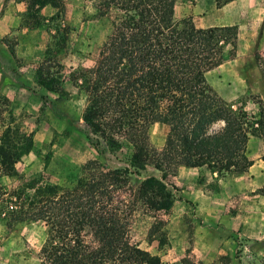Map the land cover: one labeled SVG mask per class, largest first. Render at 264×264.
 <instances>
[{
    "label": "trees",
    "instance_id": "16d2710c",
    "mask_svg": "<svg viewBox=\"0 0 264 264\" xmlns=\"http://www.w3.org/2000/svg\"><path fill=\"white\" fill-rule=\"evenodd\" d=\"M14 1L25 5L27 26L40 24L44 7H63V0ZM177 1L99 0L100 16L115 15L94 64L70 68L67 76L58 63L56 72L45 61L36 68L34 81L47 91L62 94L67 80L85 94L81 120L93 145L103 142L116 151L125 144L132 151L127 167L108 169L88 160L68 186L31 178L12 191L0 190V217L7 225L35 221L47 228L39 264H170L129 240L130 205L123 191L131 187L129 196L150 212H167L173 201L167 171L183 166L241 174L252 164L245 154L250 137L264 144V100L256 101V115L236 112L207 81L208 72L235 56L238 26L202 28L189 17L177 20ZM154 123L168 127L159 151L148 141ZM0 129V178L13 177L32 149L33 134L16 123L4 95ZM149 164L161 177L148 176L133 187L135 175ZM178 264L201 263L185 256Z\"/></svg>",
    "mask_w": 264,
    "mask_h": 264
},
{
    "label": "rangeland",
    "instance_id": "374dc122",
    "mask_svg": "<svg viewBox=\"0 0 264 264\" xmlns=\"http://www.w3.org/2000/svg\"><path fill=\"white\" fill-rule=\"evenodd\" d=\"M98 1L63 0L59 10L46 6L40 11L39 25L27 26L23 3L0 0V95L9 100L16 123L33 134L32 149L16 164L17 175L1 177L0 190L12 191L31 178L71 185L82 165L92 159L108 169L128 166L129 146L110 151L103 142L99 148L93 145L94 138L81 120L86 104L83 92L67 80L62 94L47 91L34 81L35 70L43 61L52 72L58 69L55 63L61 65L58 71L63 76L70 68L94 64L115 15L111 11L100 16ZM230 1L178 0L174 15L177 20L189 17L202 28L212 27L222 18L240 19L238 56L227 57L208 72L207 81L233 111L256 115V101L264 100V0H238L231 11L241 13L229 18L230 12L222 7ZM167 132L164 124L151 125L150 146L161 150ZM245 154L252 164L241 174H212L206 167L187 170L182 166L174 174L167 171L164 182L173 200L167 212L148 211L129 196L131 187L126 188L121 195L130 205L129 240L164 263L178 264L188 256L201 264H219L218 256L202 254L211 246L236 259L241 255L242 264H255L258 259L262 264L263 140L251 136ZM152 175L160 178L162 172L149 164L135 175L132 186ZM154 225L157 230L152 232ZM46 235L47 228L41 222L9 226L0 217V264H39L38 252ZM246 240L251 244L241 247Z\"/></svg>",
    "mask_w": 264,
    "mask_h": 264
},
{
    "label": "crops",
    "instance_id": "0c3cea01",
    "mask_svg": "<svg viewBox=\"0 0 264 264\" xmlns=\"http://www.w3.org/2000/svg\"><path fill=\"white\" fill-rule=\"evenodd\" d=\"M237 4H239L238 0H232L229 3H227L224 7H222L223 8L222 10H228V12H230L229 16H228L229 18H231V16H234V17L237 16L238 17L240 15V13H241L240 11H237L238 14H237L236 11H231L234 8L233 6L236 7ZM241 23L242 22H240L239 18H233L231 20H225V18H222L219 23L214 24V26H226V25H237L238 26V42H237V49H236V54H235L236 56H238V53L240 52V38H241L240 34H241V28H242ZM182 168H185L187 170L200 169V168H187V167H183V166H182ZM214 173H212V174H214ZM211 203H214V202H211ZM245 243L246 244L242 245L241 247H245V246L247 247V246H249L251 244L250 241H248V240H246ZM193 248H195V247H193ZM195 249L197 250L198 247L196 246ZM202 254L204 256L207 255V254L208 255L209 254H213L214 258L216 256H218V263L219 264H220V262H219V258L220 257H227L229 259V263L228 264H242L243 260H244V257H241V255H240L239 258L236 259L235 257L231 256L229 253H227V251H223L219 247H216L215 249H213V247L210 246L209 248H206ZM201 261L203 262V258H201ZM255 262H256L255 264H261L260 259H258V261H255ZM262 264H264V255H263V259H262Z\"/></svg>",
    "mask_w": 264,
    "mask_h": 264
}]
</instances>
